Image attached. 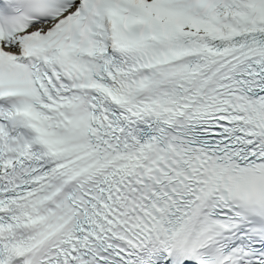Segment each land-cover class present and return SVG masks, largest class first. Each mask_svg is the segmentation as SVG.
I'll return each instance as SVG.
<instances>
[{
  "label": "snow or ice",
  "instance_id": "obj_1",
  "mask_svg": "<svg viewBox=\"0 0 264 264\" xmlns=\"http://www.w3.org/2000/svg\"><path fill=\"white\" fill-rule=\"evenodd\" d=\"M0 264H264V0H0Z\"/></svg>",
  "mask_w": 264,
  "mask_h": 264
}]
</instances>
